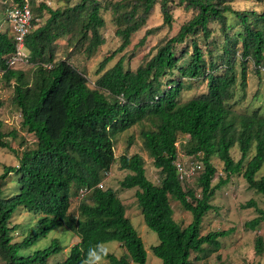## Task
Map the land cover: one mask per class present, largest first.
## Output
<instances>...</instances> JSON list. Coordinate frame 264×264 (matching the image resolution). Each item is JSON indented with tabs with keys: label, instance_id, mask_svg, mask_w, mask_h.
<instances>
[{
	"label": "trees",
	"instance_id": "obj_1",
	"mask_svg": "<svg viewBox=\"0 0 264 264\" xmlns=\"http://www.w3.org/2000/svg\"><path fill=\"white\" fill-rule=\"evenodd\" d=\"M234 1L63 0L55 8L43 0L28 1L31 29L23 41L27 72L6 68L4 60L13 52V44L6 32L0 33V79L11 90L7 104L18 114V130L31 137L27 142L17 129L5 131L0 120V150L16 158L15 166L3 167L0 173V264H48L62 250L55 238L43 249L23 256L20 252L61 227L78 241L53 264H82L89 248L96 246L107 264H145L144 247L125 217L123 204L114 190L102 188L115 163L126 172L118 188L134 190L142 222L156 236L157 244L150 251L160 264H197L219 248L218 239L230 230L200 232L203 216L212 209L214 191L240 174L249 190L264 196V176L255 178L264 164V117L258 109L232 115L229 104L236 63L241 91L248 64L255 74H264L257 70L264 62V14L234 10ZM155 7L161 24L144 30L138 46L161 27H171L173 8L190 16L173 36L160 39L133 70L124 54L108 65L129 46ZM101 10L110 11L119 45L98 62L89 87L68 58L82 53L89 59L103 44ZM227 15L236 19L235 25L226 23ZM59 41L70 50L64 59H56ZM192 83H199L204 91L180 101ZM134 126L140 128L141 147L157 171L156 184L146 178L138 154L127 155L125 150L117 158L113 155L114 135ZM13 140H18L20 150L10 147ZM131 141L129 137L128 146ZM234 146L236 161L230 156ZM178 150L201 164L188 182L176 177L173 162ZM212 158L221 164L224 175L214 186ZM8 176H14L15 187L5 196ZM193 181L198 193L187 188ZM73 197L77 201L71 212ZM170 200L190 214L187 225L181 227L173 220ZM242 207L254 212L243 229L256 231L264 223V210L251 199ZM18 209L35 216L34 228L13 241L16 226L10 219ZM109 242L117 243L124 254L116 257L105 251L101 245ZM262 251L263 240L256 235L254 256Z\"/></svg>",
	"mask_w": 264,
	"mask_h": 264
},
{
	"label": "rangeland",
	"instance_id": "obj_2",
	"mask_svg": "<svg viewBox=\"0 0 264 264\" xmlns=\"http://www.w3.org/2000/svg\"><path fill=\"white\" fill-rule=\"evenodd\" d=\"M10 0L6 2L9 3ZM41 0H36L38 3ZM48 7L55 8L61 5L63 0H43ZM73 2V0H71ZM2 6V0H0V8ZM231 7L234 10L245 12L252 10L257 14H264V1L255 2L254 0H235L231 3ZM100 15L104 21V25L100 30L103 37V44L97 49L95 54L91 58H85L82 53H73L68 62L74 66L78 71L83 73L88 81V86L92 87V82L95 80V69L98 62L104 55L115 50L119 45V39L114 35V25L112 23L111 13L108 10H101ZM190 14L181 10V8L172 9L173 22L170 28L161 27L153 35L146 37L143 45L138 46L139 39L143 36V32L146 29H150L161 24V17L157 10V7L153 9L151 14L146 20L145 26L134 33L131 38L129 46L119 54H116L108 65L113 64L118 57L122 54L125 55L127 65L131 70L136 68L142 61L147 58L149 52L153 46L162 38L173 36L178 27L184 23ZM226 23L228 25H235L236 19L233 16H226ZM264 25V24H262ZM236 31V30H235ZM59 50L56 59H64L66 53L70 50L67 48L63 41H59ZM181 46L177 47V51ZM30 66L17 65L14 69H18L22 72H27ZM236 82L233 90L234 97L229 102L231 114L241 115L249 114L251 111L258 109L259 114L264 117V74H255L251 69L250 64L246 69V81L245 88L241 91L239 83V67L235 64ZM204 88L199 83H192L191 88L188 91H184L180 101L184 102L187 99L198 95L203 92ZM11 90L3 85L2 79H0V100L4 102V106L0 108V120L3 122V129L9 131L11 129H17V134L24 136V139L29 142L31 137L21 133L18 130V114L8 106V97ZM138 126H134L129 130L116 134L113 137V155L115 158L127 151V155L138 154L144 161L143 167L146 178L156 184L158 180L157 171L153 168L151 160L147 157L146 153L141 147V141L138 135ZM131 137L132 141L128 146L127 140ZM183 139H181L182 141ZM12 149L20 150L18 147V140H13L10 143ZM181 151L178 150V154ZM231 158L236 161L238 159V151L236 147L230 149ZM212 165H214L216 173L211 181V186H214L219 178H223L224 175L221 171V164L214 158L211 159ZM16 158L14 154L8 150H0V173L3 167L15 166ZM126 172L121 171L117 167V163L113 164L103 180L102 188H111L114 190L125 208V217L130 221L132 227L135 229L137 235L141 239L142 245L145 251V264H160V261L155 258L150 248L157 244L156 236L143 224L139 210L137 209L134 190H121L118 188V182L124 176ZM264 176V164L259 171L255 174V178ZM15 187L14 176H8L6 179L5 187L3 188L2 195H9L14 193ZM194 188L198 193L199 189L196 188L195 181L188 184L187 188ZM253 200L258 208L264 210V196L255 194L252 190L246 187L245 182L241 178L240 174L232 175L229 180L216 189L210 204L212 209L209 210L202 218L200 227L201 234H205L211 231L230 230V232L218 239L220 244L219 248L214 252H209L204 258L199 260L197 264H264V223L254 231H245L242 227L243 223L252 217L254 212L252 208H243L242 206L248 200ZM76 198L73 197L70 204L69 211L73 212L76 207ZM170 207L172 209V218L181 227L187 225L190 222V214L183 211L177 202L170 200ZM35 216L32 213H28L22 210H15L10 219V224L16 226V230L12 233V240L18 241L25 236L27 230L34 228ZM256 235H259L263 240V251L260 256H254L253 253V239ZM55 238L59 240L62 250L55 254L53 257L47 260L48 264H53L61 261L67 255L68 248L75 244L78 240L76 237L66 231L64 228H56L50 231L44 238L39 239L33 246L20 252V255H26L35 250H40L46 247L50 241ZM101 247L108 253L119 257L124 254V251L115 242H109L101 245ZM100 264H107V262L101 259Z\"/></svg>",
	"mask_w": 264,
	"mask_h": 264
},
{
	"label": "built area",
	"instance_id": "obj_3",
	"mask_svg": "<svg viewBox=\"0 0 264 264\" xmlns=\"http://www.w3.org/2000/svg\"><path fill=\"white\" fill-rule=\"evenodd\" d=\"M29 0H22V4L2 2L0 8V33L6 32L13 44V52L6 57L4 65L14 69L17 65H25L26 52L24 50V37L31 29V14L28 8ZM260 73H264V62L257 66ZM2 71L0 70V75ZM173 167L180 182H188L201 169V164L184 154H177ZM83 191H79V196Z\"/></svg>",
	"mask_w": 264,
	"mask_h": 264
},
{
	"label": "clouds",
	"instance_id": "obj_4",
	"mask_svg": "<svg viewBox=\"0 0 264 264\" xmlns=\"http://www.w3.org/2000/svg\"><path fill=\"white\" fill-rule=\"evenodd\" d=\"M98 248H99V246H96L94 248H89V250L87 252V257L82 262V264H100L102 257L98 253ZM105 255H106V253H105Z\"/></svg>",
	"mask_w": 264,
	"mask_h": 264
}]
</instances>
